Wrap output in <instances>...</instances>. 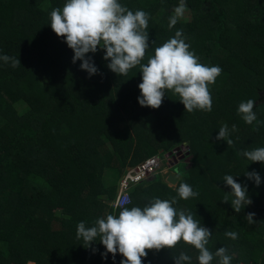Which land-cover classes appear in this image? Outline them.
<instances>
[{
	"label": "trees",
	"instance_id": "16d2710c",
	"mask_svg": "<svg viewBox=\"0 0 264 264\" xmlns=\"http://www.w3.org/2000/svg\"><path fill=\"white\" fill-rule=\"evenodd\" d=\"M119 2L149 13V48L142 63L182 30L202 64L221 67L209 86L212 111L189 113L168 90L159 109L140 106L139 66L118 75L107 67L103 50L88 54L101 73L89 78L50 26L51 11L62 9L66 0H0V55L21 62L13 68L0 60V261L121 264L124 257L106 253L99 238L85 248L76 237L77 224L93 226L98 218L119 214L109 202L125 167L167 152L175 156L184 147L190 165L184 169L178 161V170L172 168L176 185L156 177L136 185L125 207L175 197L177 210L191 212L212 231L210 251L227 247L234 254L231 264H264V164L241 155L264 147V0H185L187 19L178 18L172 27L181 0ZM50 77L42 86L40 78ZM249 99L257 116L251 125L237 111ZM224 124L231 145L216 140ZM253 170L261 177L259 187L244 175ZM225 175L247 185L253 203L240 213L231 207ZM181 183L199 195L181 199ZM226 193L229 203L222 202ZM248 213L255 214L254 223L245 218ZM225 230L238 238H227ZM182 251L198 264V251L183 241L149 251L143 264H175L173 257Z\"/></svg>",
	"mask_w": 264,
	"mask_h": 264
},
{
	"label": "clouds",
	"instance_id": "9594fccd",
	"mask_svg": "<svg viewBox=\"0 0 264 264\" xmlns=\"http://www.w3.org/2000/svg\"><path fill=\"white\" fill-rule=\"evenodd\" d=\"M185 9V0H181L174 10L176 14L170 18L169 27L177 23ZM149 18V13L143 10L133 12L119 0H66L62 9L57 7L51 11L50 26L58 37L64 38V42L74 53L72 62L81 61L80 68L88 73L89 78L101 74L92 57L88 55L95 54L98 50L104 51L103 59L110 61L107 67L118 75H127L132 68L139 66L142 82L138 85L140 96L137 99L140 106L159 109L168 90L179 95V101L187 112H211L213 100L209 86L215 84L217 77L221 75V67L202 64L200 58L189 50L190 45L185 42L182 30H177L174 37L156 47L154 55L149 57L147 63H142L149 48ZM0 60L5 64L10 63L13 68L21 65L19 58L13 56L0 55ZM254 105L255 101L249 99L238 106V114L249 125L257 120ZM235 128L233 125L232 129ZM228 137V125L224 124L220 127L216 140L233 144ZM178 152H175V156L171 152L167 153H171V160L177 161ZM167 153L164 154L166 157ZM241 155L252 163L264 164V147L244 150ZM163 156L154 155L149 158L157 157L162 161ZM131 167L134 166L125 167L124 173ZM162 170L161 164L152 178L160 176ZM124 173L118 179L114 199L109 202L114 210L120 209L119 214L98 218L93 226H86L84 221L77 224L76 237L83 240L85 248H90L99 238L106 253H111L113 257L119 253L124 257L121 264H143L142 258L147 257L149 251L171 249L183 241L198 251V264H212L214 259L217 264H231L234 254H230L227 247H219L215 253L210 251L207 245L212 231L202 226L191 212L177 210L174 207L177 203L175 197L171 200L152 197L143 208L125 207L130 201L124 207L115 208L113 202ZM173 174L177 175H166ZM166 175L161 176L167 178ZM244 175L248 180L254 181L257 187L261 184L257 171H246ZM166 178L165 183L171 187ZM176 178L178 181V177ZM223 181L231 188L228 193L233 197L231 207L236 213L253 203L248 196L246 184L238 183L232 175H225ZM177 192L184 200L199 195L187 183H181ZM222 202L229 203L227 193ZM254 215L248 213L245 217L250 224L254 223ZM224 235L231 240L238 238V233L231 230H225ZM173 259L175 264H192V257L183 251Z\"/></svg>",
	"mask_w": 264,
	"mask_h": 264
},
{
	"label": "built area",
	"instance_id": "2783aa9c",
	"mask_svg": "<svg viewBox=\"0 0 264 264\" xmlns=\"http://www.w3.org/2000/svg\"><path fill=\"white\" fill-rule=\"evenodd\" d=\"M161 161L157 157L148 158L134 167L126 170L118 185V192L113 202L115 208H121L130 201L129 191L131 187L142 181H146L157 174Z\"/></svg>",
	"mask_w": 264,
	"mask_h": 264
},
{
	"label": "rangeland",
	"instance_id": "374dc122",
	"mask_svg": "<svg viewBox=\"0 0 264 264\" xmlns=\"http://www.w3.org/2000/svg\"><path fill=\"white\" fill-rule=\"evenodd\" d=\"M187 19V16H186V14L185 13H183V16L182 17H179V19ZM52 80V78L50 77V78H40V81H41V85L42 86H46L50 81ZM178 149H180V150H182L183 149V151H180V152H178V156H179V158H178V160L177 161H180L182 164H183V168L184 169H187L188 167H189V162H188V155L187 154H184V147L182 148H178ZM162 161H161V164H162V174H168V173H175L176 172V170H174V169H172L175 165H177V161H173V160H171V158L170 157H166V155H164L162 158ZM119 161L120 162H124V158L122 157V156H119ZM175 168L177 169L178 168V165L177 166H175ZM178 170V169H177ZM175 171V172H174ZM162 174H160V176H157L156 178H160L162 181H164L165 182V176H161ZM167 176V175H166ZM173 176H174V174H173ZM175 177H177V175H175ZM150 180H148V182H150V181H152L154 178H149ZM171 185V184H170ZM171 187H174L173 185H171ZM0 264H5V262H3V261H0Z\"/></svg>",
	"mask_w": 264,
	"mask_h": 264
},
{
	"label": "water",
	"instance_id": "95a60500",
	"mask_svg": "<svg viewBox=\"0 0 264 264\" xmlns=\"http://www.w3.org/2000/svg\"><path fill=\"white\" fill-rule=\"evenodd\" d=\"M167 156L170 157L171 153H167ZM166 182H168L169 184L175 186L177 183V178L173 175H168L166 178Z\"/></svg>",
	"mask_w": 264,
	"mask_h": 264
}]
</instances>
